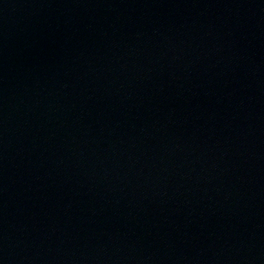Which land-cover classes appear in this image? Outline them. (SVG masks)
I'll use <instances>...</instances> for the list:
<instances>
[{
    "label": "water",
    "instance_id": "1",
    "mask_svg": "<svg viewBox=\"0 0 264 264\" xmlns=\"http://www.w3.org/2000/svg\"><path fill=\"white\" fill-rule=\"evenodd\" d=\"M0 264H264V0H0Z\"/></svg>",
    "mask_w": 264,
    "mask_h": 264
}]
</instances>
